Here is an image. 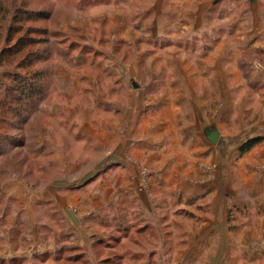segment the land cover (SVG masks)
Masks as SVG:
<instances>
[{"label":"crops","instance_id":"obj_1","mask_svg":"<svg viewBox=\"0 0 264 264\" xmlns=\"http://www.w3.org/2000/svg\"><path fill=\"white\" fill-rule=\"evenodd\" d=\"M70 1L80 12L113 9L89 25L110 29V39L131 49L115 50L116 59L98 49L106 55L99 62L76 57L68 74L53 65L41 113L59 128L37 123L29 158L56 175L39 188L0 168V264L24 258L26 235L15 243L16 229L45 240L42 215L70 248L87 249L90 261L94 247L115 241L127 245L121 264H264L260 0H247L240 27L231 18L236 1ZM212 25L219 27L208 37L213 45H204ZM90 69H100L110 92L102 93ZM250 101L260 108L245 106ZM252 140L258 143L241 154ZM151 232L158 237H129Z\"/></svg>","mask_w":264,"mask_h":264},{"label":"rangeland","instance_id":"obj_2","mask_svg":"<svg viewBox=\"0 0 264 264\" xmlns=\"http://www.w3.org/2000/svg\"><path fill=\"white\" fill-rule=\"evenodd\" d=\"M227 1H231V3H234L236 1V4L234 5L235 13L233 16H231V18L236 19L238 24L237 26L240 27L242 21L239 19H243L241 15L243 16L245 9L249 8L250 6H248L247 0ZM73 3L74 2L70 0H0V7L9 11L8 14H6V17L3 14L0 15V53L3 49H20L21 47L25 49L24 54L21 53L19 56H17L15 63L10 68H16V65L25 61L27 57L29 59L30 56L28 55V53L32 51L35 52L37 50H40V52L43 53L45 49H53L49 55V61L43 62L41 65H39V67L44 69V71L47 72L49 76L47 83V95L54 87L52 79V68L54 67L53 65H55L56 67L61 66L66 69H55L56 73L64 72L68 74L71 73L72 70L68 69L67 67L72 63V61L74 63L76 57L84 56L86 57V60L90 62H99L106 58V55L101 53L98 49H102V51H109L110 53H112L111 56H113L114 59L117 58V55L114 53L115 50L131 49V46H129L130 48L128 46H120V44L118 43L120 39L119 37H112L110 39V29L108 30L105 27H102L100 28V30L98 26L89 25L91 24V22H89V18L100 16L105 12L109 15L112 12L111 10L113 9L109 8L107 10H104L96 9L93 7L87 12H80L78 10V5ZM257 4L261 5H259V7L262 13H264V0H260V2L258 1ZM25 8L34 11L44 9L49 12V18L40 19L39 21H24L21 20V18H17L18 20L13 23L14 17L19 13H24ZM21 17H24V15H21ZM20 20L22 22H20ZM208 20H210L211 23L214 22V15L210 14L208 16ZM11 23H13L14 27H22V31L16 33L14 32L15 30H12L13 34L11 35L9 33ZM78 27L82 30H79ZM37 29H41L42 32L38 31ZM215 29H219V27H216V25H212L210 28H207V30H210V34L208 33L206 35L204 45H213L211 39H209L208 37L209 35L213 37L211 32L215 31ZM250 30L253 29L250 28L249 31ZM8 37H13L14 39L11 40V42L7 43L6 41ZM26 38L35 39L36 41H38V43L31 46H22L21 39L24 40ZM134 39H136V37ZM137 40H140L143 43L144 39L142 40L141 37H138ZM260 46L262 47L261 49H264V43L260 44ZM138 48L142 50L147 49V47L143 45H139ZM126 53H129V56L132 57V53L130 50H128ZM262 53V56L255 57L258 60H264V51ZM42 57L48 56L43 55ZM242 60L245 63L246 61H250L253 59L246 57V59ZM254 61L255 60H253L252 62ZM39 67L37 65H34L33 69H38ZM8 68L9 67L2 68L4 70L0 69V80H7V78L4 77L3 72L7 71ZM89 74L99 83V87L102 90V93H107L108 90L109 92L111 91L112 84L105 79V77L100 72V69H90ZM8 81L9 83H12L11 80L8 79ZM61 86H63L62 88L65 87L68 89L66 83H62ZM252 89H248V93H252V91L255 90V88L253 90ZM48 102L51 103L52 99H50V101ZM44 103L45 99L41 101L38 112L31 117L29 124L25 128V139L27 140L29 148L32 145V138L34 136L33 130L37 123H41L43 126L49 128L50 130L59 128L58 123L41 113V105L44 106ZM252 105L254 106V111H257L260 108V104L258 102L250 101V103H245V106L247 107H251ZM15 116L16 115L14 114L10 115L7 118L8 120L6 121V123L3 122V124H0V126L2 127L0 128V133H9L10 135L19 134V132L14 131L10 127L11 124H9L13 122L19 124V120ZM61 133L62 137H64L66 140H69L68 136L66 137V134L63 133V131ZM1 158L0 168H6L11 170L12 172H16L20 175L21 178H23L30 184L37 183L39 188H46L51 183L50 179L53 177V175H56V173L51 169H47L45 173H43L40 167V163H42V161H32L27 157L25 150H21L19 148L12 150V153L9 155L7 161L3 162ZM98 158L99 155L94 156L93 160H97ZM59 172L60 173H57V175L60 174L61 176H64V173L62 171ZM12 217H15L13 213L10 215V218ZM34 217L38 221L36 214L34 215ZM41 221L48 224V227H46V229H44L41 233L45 238L43 242H41L38 238V233L36 232V230H34L33 232H28V227H25L21 230L19 228L15 230L17 235H15V232L12 235V237L16 239L15 243L20 244V241H23L24 239L23 235H26L25 237L27 241L21 246V251H24V256L22 257L24 258H15L14 260H12V264H121L120 255L123 254L124 248L127 245H124V247L118 246L115 241H113L112 246H107L103 243L102 245L94 247V256L90 261L88 258L90 253L86 252L88 251L87 249L70 248V241L66 240L63 235L60 236L58 234V230L57 232L56 230H53L52 227H54V220H52L51 217H49L48 215H42ZM6 231L10 232V230L8 229ZM112 233L115 235V237L122 238L124 232L120 235L116 234L114 231H112ZM129 237H131V239L141 238L150 240L156 239L158 235L151 232L144 234V236H138L133 233L129 235ZM47 241H51L50 244H45Z\"/></svg>","mask_w":264,"mask_h":264},{"label":"trees","instance_id":"obj_3","mask_svg":"<svg viewBox=\"0 0 264 264\" xmlns=\"http://www.w3.org/2000/svg\"><path fill=\"white\" fill-rule=\"evenodd\" d=\"M24 10V13H19L14 17L13 23L19 18L24 21H39L40 19L49 18V12L44 9L34 11L25 8ZM8 12L9 11L0 7V15L3 14L6 17ZM21 15H24V17H21ZM21 20L20 22H22ZM13 23L10 24L11 28L9 33L11 35L13 34L12 30H15L14 32L16 33L22 31V27H14ZM37 30L41 31V29ZM13 39V37H8L6 42H11ZM21 40L22 46H31L38 43V41L31 38ZM21 48L3 49L0 53V69L9 67L7 71L3 72L4 77L7 78V80H0V124H3V122L6 123L8 120L7 118L13 114L16 115L15 117H17L19 120V124L14 122L9 123L11 124L10 127L14 131L19 132L18 135L0 133V158L10 155L12 150L16 148L25 150L27 157L29 158L30 148L27 140L25 139V128L29 124L31 117L38 112L41 101H43L47 96V83L49 76L47 72L44 71V69L39 67V65H41L43 62L49 61V55L53 49H45L43 53L40 52V50L35 52L32 51L28 53L30 56L29 59L27 57L25 61L18 63L16 68L12 69L10 67H12V65L15 63L17 56H19L21 53L24 54L25 49H23V47ZM43 55L48 57H42ZM34 65H37L39 68L33 69ZM8 79L11 80L12 83H9ZM0 128L2 127L0 126ZM257 143V140H252L244 145L241 149V154L251 150Z\"/></svg>","mask_w":264,"mask_h":264},{"label":"water","instance_id":"obj_4","mask_svg":"<svg viewBox=\"0 0 264 264\" xmlns=\"http://www.w3.org/2000/svg\"><path fill=\"white\" fill-rule=\"evenodd\" d=\"M219 1H223V0H219ZM251 1L255 2L256 0H251ZM219 138H220V134H219V132H216V131L209 135V140L213 144H216L218 142Z\"/></svg>","mask_w":264,"mask_h":264}]
</instances>
